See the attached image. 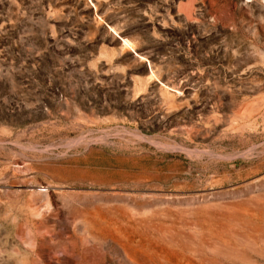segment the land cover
Wrapping results in <instances>:
<instances>
[{
  "label": "rangeland",
  "instance_id": "1",
  "mask_svg": "<svg viewBox=\"0 0 264 264\" xmlns=\"http://www.w3.org/2000/svg\"><path fill=\"white\" fill-rule=\"evenodd\" d=\"M0 264H264V0H0Z\"/></svg>",
  "mask_w": 264,
  "mask_h": 264
}]
</instances>
